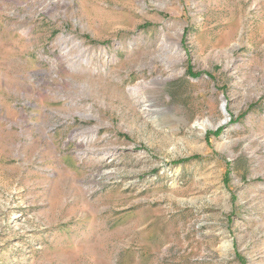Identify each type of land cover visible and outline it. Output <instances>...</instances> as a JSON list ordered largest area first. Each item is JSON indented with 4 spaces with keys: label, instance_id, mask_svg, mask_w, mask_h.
Segmentation results:
<instances>
[{
    "label": "rangeland",
    "instance_id": "rangeland-1",
    "mask_svg": "<svg viewBox=\"0 0 264 264\" xmlns=\"http://www.w3.org/2000/svg\"><path fill=\"white\" fill-rule=\"evenodd\" d=\"M0 264H264V0H0Z\"/></svg>",
    "mask_w": 264,
    "mask_h": 264
},
{
    "label": "water",
    "instance_id": "water-1",
    "mask_svg": "<svg viewBox=\"0 0 264 264\" xmlns=\"http://www.w3.org/2000/svg\"><path fill=\"white\" fill-rule=\"evenodd\" d=\"M225 106V105H224ZM225 114L227 115V113L225 112Z\"/></svg>",
    "mask_w": 264,
    "mask_h": 264
},
{
    "label": "bare ground",
    "instance_id": "bare-ground-1",
    "mask_svg": "<svg viewBox=\"0 0 264 264\" xmlns=\"http://www.w3.org/2000/svg\"><path fill=\"white\" fill-rule=\"evenodd\" d=\"M222 109H223V107H222Z\"/></svg>",
    "mask_w": 264,
    "mask_h": 264
}]
</instances>
